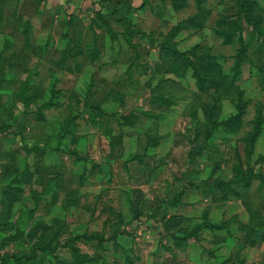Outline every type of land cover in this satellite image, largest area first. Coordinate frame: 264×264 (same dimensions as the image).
<instances>
[{
	"label": "rangeland",
	"instance_id": "rangeland-1",
	"mask_svg": "<svg viewBox=\"0 0 264 264\" xmlns=\"http://www.w3.org/2000/svg\"><path fill=\"white\" fill-rule=\"evenodd\" d=\"M0 264H264V0H0Z\"/></svg>",
	"mask_w": 264,
	"mask_h": 264
},
{
	"label": "trees",
	"instance_id": "trees-1",
	"mask_svg": "<svg viewBox=\"0 0 264 264\" xmlns=\"http://www.w3.org/2000/svg\"><path fill=\"white\" fill-rule=\"evenodd\" d=\"M120 19H121V18H120ZM226 127L228 128L229 131H232V129L235 127V125H231L230 123H229V124L227 123V124H226ZM259 134H260V131H259L257 134L255 133V134L252 136V139H251V141H250L252 144H253V141H252V140L257 139L258 136H259ZM250 142H249V144H250L251 148H253L254 145L252 146ZM202 227H203V225H198V226H197L198 229H200V228H202ZM208 228H213V226L210 225Z\"/></svg>",
	"mask_w": 264,
	"mask_h": 264
}]
</instances>
